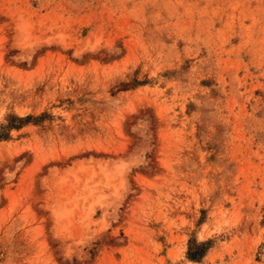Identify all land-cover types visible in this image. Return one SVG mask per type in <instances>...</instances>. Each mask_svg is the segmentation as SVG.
Segmentation results:
<instances>
[{"label":"rangeland","instance_id":"rangeland-1","mask_svg":"<svg viewBox=\"0 0 264 264\" xmlns=\"http://www.w3.org/2000/svg\"><path fill=\"white\" fill-rule=\"evenodd\" d=\"M0 264H264V0H0Z\"/></svg>","mask_w":264,"mask_h":264},{"label":"trees","instance_id":"trees-1","mask_svg":"<svg viewBox=\"0 0 264 264\" xmlns=\"http://www.w3.org/2000/svg\"><path fill=\"white\" fill-rule=\"evenodd\" d=\"M202 253H203V251L199 252V253L189 252L188 257L191 259H198Z\"/></svg>","mask_w":264,"mask_h":264}]
</instances>
